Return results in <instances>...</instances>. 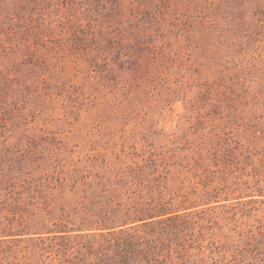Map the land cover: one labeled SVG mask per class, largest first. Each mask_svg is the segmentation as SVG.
Returning a JSON list of instances; mask_svg holds the SVG:
<instances>
[{"label": "rangeland", "instance_id": "374dc122", "mask_svg": "<svg viewBox=\"0 0 264 264\" xmlns=\"http://www.w3.org/2000/svg\"><path fill=\"white\" fill-rule=\"evenodd\" d=\"M146 206L136 264H264V0H0V264Z\"/></svg>", "mask_w": 264, "mask_h": 264}, {"label": "trees", "instance_id": "16d2710c", "mask_svg": "<svg viewBox=\"0 0 264 264\" xmlns=\"http://www.w3.org/2000/svg\"><path fill=\"white\" fill-rule=\"evenodd\" d=\"M180 215L178 209L141 207L135 209L134 216L99 231L98 235L86 234L84 244L79 247L85 248L86 254L94 250L96 254L101 252L104 264H136L141 259L139 256L154 248L155 241L165 233V228L169 226L165 223L175 221Z\"/></svg>", "mask_w": 264, "mask_h": 264}]
</instances>
